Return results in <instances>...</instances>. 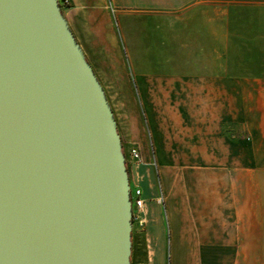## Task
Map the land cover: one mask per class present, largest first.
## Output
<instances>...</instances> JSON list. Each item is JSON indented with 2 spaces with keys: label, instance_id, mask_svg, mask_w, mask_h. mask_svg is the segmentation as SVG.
<instances>
[{
  "label": "crops",
  "instance_id": "0c3cea01",
  "mask_svg": "<svg viewBox=\"0 0 264 264\" xmlns=\"http://www.w3.org/2000/svg\"><path fill=\"white\" fill-rule=\"evenodd\" d=\"M142 190L139 264H264V0H70Z\"/></svg>",
  "mask_w": 264,
  "mask_h": 264
},
{
  "label": "water",
  "instance_id": "95a60500",
  "mask_svg": "<svg viewBox=\"0 0 264 264\" xmlns=\"http://www.w3.org/2000/svg\"><path fill=\"white\" fill-rule=\"evenodd\" d=\"M60 0H0V264H132L114 110Z\"/></svg>",
  "mask_w": 264,
  "mask_h": 264
},
{
  "label": "built area",
  "instance_id": "2783aa9c",
  "mask_svg": "<svg viewBox=\"0 0 264 264\" xmlns=\"http://www.w3.org/2000/svg\"><path fill=\"white\" fill-rule=\"evenodd\" d=\"M60 3L64 9L65 6H70V0H61ZM127 160L139 161L141 159L140 153L136 149H131L130 152L126 153ZM142 190L140 188H132V203H133V229L143 230L145 228L144 219L141 216V211L144 208V199L141 197Z\"/></svg>",
  "mask_w": 264,
  "mask_h": 264
},
{
  "label": "rangeland",
  "instance_id": "374dc122",
  "mask_svg": "<svg viewBox=\"0 0 264 264\" xmlns=\"http://www.w3.org/2000/svg\"><path fill=\"white\" fill-rule=\"evenodd\" d=\"M62 1L60 0V3ZM125 153H127L125 151ZM128 164V161H127ZM138 229H134L133 231V235H134V245H133V255H132V264H139L140 260H143V254H142V250H141V244H142V240L140 238V235H138Z\"/></svg>",
  "mask_w": 264,
  "mask_h": 264
},
{
  "label": "trees",
  "instance_id": "16d2710c",
  "mask_svg": "<svg viewBox=\"0 0 264 264\" xmlns=\"http://www.w3.org/2000/svg\"><path fill=\"white\" fill-rule=\"evenodd\" d=\"M133 241H134V235H133ZM134 244H135V243H134ZM134 244H133V245H134Z\"/></svg>",
  "mask_w": 264,
  "mask_h": 264
}]
</instances>
